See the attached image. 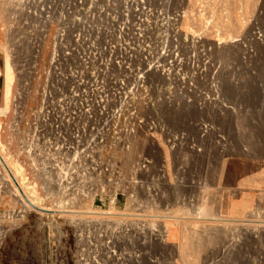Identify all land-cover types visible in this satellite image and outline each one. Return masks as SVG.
I'll use <instances>...</instances> for the list:
<instances>
[{"label": "rangeland", "instance_id": "rangeland-1", "mask_svg": "<svg viewBox=\"0 0 264 264\" xmlns=\"http://www.w3.org/2000/svg\"><path fill=\"white\" fill-rule=\"evenodd\" d=\"M25 1L29 4L32 1L36 4L51 1L45 8L44 26L34 23L26 30V33L32 39V44H34V51L26 55V61L23 62V65L30 71L37 68L34 72L39 73L44 67L48 66L50 58L53 57L54 46L48 39L50 34H61L62 50L68 44L73 47L74 44L81 43L80 38H85L83 32L80 36L78 35L80 31L76 28L68 32H62L67 28L66 25L77 24L78 18L85 17L83 21H87L88 25L95 28L101 26L100 28L104 30L103 35L107 36L108 26L113 25L118 28L121 22H126L127 18H130L134 13L138 16L141 9H144V11L153 9L157 13H162L166 9L163 4L164 0H159L160 2L158 1L155 5L140 0H109V2L108 0H73L70 3L64 2V0ZM175 1L174 13L189 11L183 0ZM200 2L201 5L209 6L211 14L218 18V27L226 31L225 40L237 37L245 47L250 48L255 53L250 71L240 79H234L228 70L222 66L223 61L230 57L220 51L217 45L210 49L211 52L218 55L213 69L206 78L203 80L192 78V70L181 74L202 98L212 97L229 107L234 114L233 120H230L228 114L222 112L217 115L209 113L192 119L191 122L193 124L196 122L198 130L194 129V126L189 123L181 124L179 121L169 123L164 120L167 112L160 110L153 100H156L161 91L166 93L172 91V85L170 83L160 85L155 81H150L146 85H141V93L144 96V104L151 106L154 116L147 114L145 107H138L136 109V122L126 128V133L118 131V128H113V126L108 132H96L89 122L79 121L78 115L81 111L87 112L90 121L94 118V111L90 108L87 98L72 104V113L73 116H76L77 121L59 120L55 123L51 120L47 122L38 121V112H42L44 117L46 114L53 113L52 111L55 110L57 104L64 107V91L59 84H54L53 92H50L51 90L47 91V103L42 105V99L35 95L41 92L43 82L39 81L37 75L27 77L23 82H18L21 74L24 73V69L16 71V84L8 94V97L12 100V107L6 111V118H0L5 122L2 126V140L14 154L17 152V147L22 148L24 151L32 149L31 140L26 141L29 136L38 137L44 144L42 148L45 150L44 152L49 154L47 161L39 159L37 161L32 160V162L23 153L19 155L27 173V181L31 182L32 177L37 180V183L33 186L39 191V193L37 191V196L40 197H36V200L42 206L54 205L60 209H65V207L66 209H75L77 208V202L80 200L79 205L82 207V211H91L92 208L93 210L98 208L99 211L112 213H99L96 215L83 212L85 217L98 216L96 218H99V221H97L98 219H91L96 222L94 223L89 219L85 224L79 226V231L77 230V235L72 240L76 243L70 242L69 247H67L70 252L74 251L71 260L61 262L52 257L47 250L49 249L50 235L48 230H45L42 235L34 231H25L7 235L4 241L5 244L3 243L0 247V264H39V260L44 264H66V262L67 264H264V243L255 241L254 237L236 236V228H234L237 224L245 228L244 225L254 221H264V201H260V203L256 201V194L264 190V51L259 52L255 43V39L264 41V0H200ZM14 9L20 12L22 7L16 5ZM76 15L79 17H76ZM123 16L124 19L121 20ZM120 20L121 22H119ZM143 20L151 23L154 32L159 34L157 26L151 19L149 20V18L143 16ZM177 24L175 20H172V27L178 28L179 24ZM183 28L181 40L192 44L191 38L195 36L194 31L189 25H185ZM4 36L5 31L3 32L0 29L1 49L11 41V39L9 41ZM111 41L112 44L118 42L121 45H126L124 40L120 42L114 37L111 38ZM21 45L22 43L18 45L20 49L22 48ZM89 46L93 53L98 52L99 45L90 43ZM159 46H163L160 41ZM143 47L147 53L154 51L151 44H145ZM149 50L150 52H148ZM62 53L63 62L60 59L55 60L57 71L62 75L65 74L67 69H74L77 71L76 74L79 78L81 69L78 61L71 57L69 50L64 49ZM80 58L87 62V75L89 78L95 80L96 68L91 60L83 53L80 54ZM231 58L234 59L232 60L233 65L237 66L238 59L233 56ZM2 72L0 105L2 104V91L5 85L4 68ZM109 77L113 78L114 76ZM225 80H229L228 83L232 86L229 92H218L216 96L211 95L208 88ZM79 82L80 90L84 91L86 88L85 83L81 79ZM92 88L100 91L101 94L98 95V99H101L102 96H105L106 91H109L115 95L116 101L119 102L117 90L112 87L107 88L103 84V80L98 79ZM176 92L183 94L181 87H177ZM8 100L6 99L5 104L11 102V100ZM128 100L130 105H135L134 95H128ZM179 103L181 104L180 101H175L176 106L180 105ZM41 105L45 106V112L42 111ZM99 107L104 109L103 101L99 102ZM129 112L132 113L134 110L127 108L126 113ZM8 116L14 117V122L18 125H15V128L22 130L25 137H20L21 141L12 136L9 121H7ZM124 119L123 116L120 120V130L125 129ZM240 125L242 128H240ZM147 133L163 147V153L155 145H134L131 141L132 135H145ZM33 134L37 136H33ZM18 136L20 135L18 134ZM168 138L170 139L168 140ZM29 142L30 144H28ZM180 145L181 147H179ZM176 146L178 147V153L171 155L169 153L170 149L174 150ZM199 149L200 152L197 155L196 152ZM83 150L85 154L81 153ZM46 162L49 164H45ZM52 164L53 166H50ZM92 166L93 168L96 166V168L93 169ZM64 167L66 168L64 169ZM145 167L149 170L147 177L135 175L136 168ZM81 171L85 173H81ZM54 172L59 173V179L53 177V180L47 182L42 178L44 175H48L50 178L54 176ZM74 172L79 175L78 183L80 184L76 186L78 188H68L65 191L64 188L63 192L57 191V188L54 187L55 182L62 181V175L65 176ZM88 179L89 184H87ZM80 185L92 188L94 193L90 197L91 199L84 196L80 199ZM107 197L112 200L116 198L114 201H119L120 205L124 204V210L106 207ZM132 200L136 201L137 207L131 205ZM246 204L249 205L247 211L244 208ZM98 205L99 207H97ZM17 211L18 209L0 208V226L2 227L0 230L8 227L17 218L14 214ZM118 213L124 214L118 216ZM174 217L186 221V224L177 225L175 229L169 225L158 227L157 229L161 232V235L165 234L164 238L153 237L148 239L139 235L135 230L128 231L129 227L125 226L127 224L125 220L133 218H161L164 220ZM213 218L226 222L230 227L233 235L228 240H223V236L220 234L213 238L204 239L198 233L197 228H190L188 225L195 221L210 223L211 220H214ZM114 219L118 220L115 221ZM56 235L52 233L53 240L57 238ZM192 235L195 236L193 241L190 240ZM170 236H174L176 239L173 245L169 243ZM97 245L98 247H96ZM60 258L62 259V257ZM96 259L98 260L96 261Z\"/></svg>", "mask_w": 264, "mask_h": 264}, {"label": "bare ground", "instance_id": "bare-ground-1", "mask_svg": "<svg viewBox=\"0 0 264 264\" xmlns=\"http://www.w3.org/2000/svg\"><path fill=\"white\" fill-rule=\"evenodd\" d=\"M71 1H73V0H64V2H67V3L68 2L70 3ZM140 1L155 5L159 0H140ZM50 2L46 1V2H42V3L39 2L36 4L34 1H32V3L29 4L25 0H0V29H2L3 32L5 31L4 37L7 40L10 41V39H11V41L8 43L7 46L3 47L2 49L0 48L2 53H3V68H4V79H5V85H4L3 91H2V104L0 105V118L1 117L6 118V116H7V115H5L6 111L10 110L12 107V100L8 97V94L13 90V87L16 84V81H15L16 74L15 73L18 70L24 69V73L21 74L18 82H23L24 80H26L27 77H31L32 75H37L39 78V81L43 82V88H42L41 92L37 93V95H35V96L36 97L38 96L42 99L41 100L42 105L47 103V100H46L47 95H48L47 91L51 90L50 92H53V90H54L53 85L54 84H56V83L59 84L60 87L64 91V95H65L64 96V107L57 104L55 107V110L52 111L53 113H51L49 115L46 114L45 119H44L45 116L43 117L42 112H38L37 113V120L38 121L47 122L48 120H51L54 123L59 122V120L60 121H77L76 116H73V113H72V108H73L72 104L77 103L79 100H81L83 98H87L88 103L90 105V108L94 111V118L92 121H90L87 112L81 111L78 115L79 121L83 120V122L84 121L89 122L92 125V129L95 130L96 132H98V131L108 132L112 128V126H113V128H118V131H124L125 132L127 127H130V126L135 124L136 114H137L136 109L138 107H145L147 114L154 116V112H153L151 106H149L148 104H144V96L141 93V85L142 84L146 85V83H148L150 81H155L160 85H163L166 83H170V85H172V88H173L172 91H170L168 93L161 91L157 95L156 100H153V102L155 101V105L160 110H164L167 112V114L164 117V120L169 122V123H172L175 121H179L181 124L189 123L190 125H193L194 129H195L197 127V125L195 124L196 122L194 124H193V122H191L192 119L194 120L195 118H197L199 116L207 115L209 113L217 115V114H220L222 112L225 114H228L230 120H233L234 114L229 107L223 105L222 103L218 102L216 99H214L212 97L202 98L200 95H198V93L195 92L193 87L186 81V79L184 78L183 75L181 76V74H183L184 72H188V71L192 70V72H191L192 78L198 79V80H200V79L203 80L204 78H206L208 73L213 69L214 63L216 61V57L218 55L217 53L211 52L210 49H211V47H214L217 45V47L220 51H222L223 53L227 54L230 57V58L223 61L222 66L226 70H228V72L231 74V76L234 79H240V77L245 76L246 73L250 71V67H251V65L255 59V53L250 48L245 47L243 45L242 41L237 37H233V38H230L229 40H225L224 36L226 34V31L224 29H221L218 27V25H217L218 18L213 16V14H211V10H210L209 6L201 5L200 0H183V2L186 4L187 8L189 9V11L186 10V11H188L186 13H179V12L174 13L173 8H174V5L176 4V1L175 0H164L163 4L166 6V9L164 12L157 13L153 9L146 10V11H144V9H141V12L139 13L138 16L134 13L130 18H127V21L125 20L126 22H121V20L124 19V16H123V17H121V20L119 21L121 23H120V26L118 28H115L113 25L108 26V28H107L108 35L107 36L103 35L104 30L100 28L101 26L95 28L92 25H88L87 21H83V19H85V17H83L82 19L78 18L77 24L74 23V24H69L68 26L66 25L67 28L64 29V31L62 30L63 33L65 31L68 32L69 30L76 28V29H78V31H80V33L78 34L79 36L81 35V32H83L85 35L84 39L80 38L81 43L78 42L79 44H77V45L74 44L73 47H71L68 44V46L66 48H63V50L64 49L69 50L71 52L70 54L72 55L71 57L78 61V65L80 66V69H81V71H80L81 76L79 78H78V75L76 74L77 71L74 69H67L66 72H65V70H63L65 72V74H62V75L60 74L59 71H57V68H56L57 65L55 66V60L60 59V60H62V62L64 60L62 57L63 56V53H62L63 50L61 47L62 45H61V39H60L61 34L60 33H57V34L55 33V35L50 34L48 36L49 42L52 43L54 46V50H53V57L50 58V61H49L48 66L46 68L44 67L39 73V72H34L37 68H33V70L30 71V69L24 67V65H23V62L26 61V55L29 54L30 52L34 51L33 50L34 44H32V39L26 33V30L28 29V27L34 25V23H38L41 26H44V22H45L44 12H45V8L48 6V4ZM108 2H109V0H108ZM126 3H127V1H126ZM16 5H20L22 7V10L20 12H17L18 10L14 9V7ZM92 5H93V3H92ZM101 7H103V6H101ZM212 7H214V6H212ZM96 11H97V9H96ZM11 12H13V13H11ZM126 12H124V13H126ZM67 14H69V13H67ZM77 16L78 15H76V17ZM143 16H145L146 18H149V20L151 19V21L157 26L159 34H156L157 32L156 33L154 32V30L151 26V23H147L143 20ZM86 18H87V16H86ZM172 20H175L179 24L178 28L172 27ZM185 25H189L195 33V36L193 38H191L192 44H188V43L183 42L181 40V36L183 33V29H184L183 27ZM15 34L17 35V38H16ZM113 37L116 38L118 41L120 40V42L124 40L126 42V45L125 46L121 45V43L119 44L118 42L116 44L115 43L112 44L111 38H113ZM12 39H13V41H12ZM159 41L162 43V45H163L162 47L159 46ZM20 43H22L21 49L18 46ZM90 43H92V44L96 43L97 45H99L98 52L95 51L96 53L95 52L93 53L90 50V46H89ZM255 43H256V46L258 48V51L263 52L264 51V41H262L261 39H255ZM145 44H151L154 48V51L151 53H147L145 48L143 47ZM148 52H150V50ZM81 53L86 54L87 58H89V60H91V63L96 68L95 69V72H96V77H95L96 79L95 80H92L87 75L88 65H87V62H84L83 60H81V58H80ZM232 56L236 57L238 59L237 66L233 65L232 60H234V59L231 58ZM109 76H114V77L110 78ZM80 79L86 85V88L84 91L80 90V82H79ZM98 79L103 80V84L107 88L112 87V88H115L117 90L119 102L116 101L115 95H113V93L109 92V91H106L105 96H102L103 98L100 96L101 99H98L99 98L98 95L101 94L100 91L92 88V86L96 84ZM228 82H229V80H225L224 82H220L218 84L216 83L215 86L209 87L208 90H209L210 94L213 96H216V94L218 92H223V93L229 92V89L232 86H230V84ZM177 87H181L183 94L176 92ZM130 94L135 96L136 101H134V102H136V103L134 106L130 105V103H129L128 95H130ZM6 99H9L8 101L11 100V102H8V104H5ZM176 100H178V102L180 101L181 104L179 103L180 105L176 106L175 105ZM100 101L104 102V109H101L99 107ZM42 105H41L42 111L45 112V106H42ZM127 108L128 109L132 108V110H134V112L126 113ZM123 116L125 117V119H124L125 129L120 130L119 129L120 120ZM2 120H0V208H5V209L9 208L11 210L12 209L13 210L18 209V211L16 213H14L17 218H15L14 221L12 223H10L8 227H4L3 230H0V247L3 245V243L5 244V242H4L6 240L5 238L7 237V235L9 233L18 234L20 232H25V231H30V232L34 231V232H37L38 234L42 235L45 232V230H48L50 232V235H49V242H48L49 243V245H48L49 249H47V250L52 255V257L54 259L60 260L61 262L65 261V260L73 259L72 254H74V251L70 252L68 250L69 248H67V247H69V243L72 242L73 238L77 235L76 232L79 231L78 230L79 226H82L83 224H85L89 219L90 220L91 219H98L97 221H99V218H96L98 216L93 215L94 216L93 218L92 217H85L83 215V212L84 213L85 212L92 213V214H96V215L99 213L100 214H108V213H112V212L99 211L98 208H96V210H93V208H92L91 211H82L81 210L82 207L79 205L80 200L78 202L76 201L77 202V208H75V209H71V208L66 209V207H65V209H60V208L55 207L54 205L42 206L36 200L40 196L39 197L37 196L38 190H36L35 187L33 186V184L37 183V180L35 179V177H32L31 182L27 181V177H26L27 173L24 170V165H23L22 161L20 160L19 155L21 153H23L25 156H28L31 161L32 160L37 161L39 159L47 161L49 154H47L48 152L47 153L44 152L45 150H43V148H42V146H44V144L40 141V139L38 137L33 138L32 136L31 137L29 136L26 139V141L31 140V143H32V145H31L32 149L31 150L24 151L22 148L17 147V149H16L17 152H15V154L12 153L9 149V146L7 144H5L2 140V137H3L2 126H3V123H5ZM7 121H9V127L12 131V136L14 138L20 140V137H22L24 135H23V132L20 128H18V129L15 128V125H17V124H16V122H14V117L8 116ZM35 128H37V127H35ZM240 128H242L241 125H240ZM207 133H208V131H207ZM18 134L20 136H18ZM33 136H37V135L33 134ZM118 137H119V135H118ZM169 139L170 138H168V140ZM131 141H133L134 145H141V144H143V145L144 144L155 145L157 148H159L161 153L164 152L163 147L158 142H156V140L148 133L145 135L134 134L131 137ZM22 142H23V140H22ZM167 143H168V141H167ZM28 144H30V142ZM179 147H181V145ZM110 148H111V145H110ZM46 150H47V148H46ZM63 152H62V155H63ZM199 152H200V149L197 150V152H196L197 155ZM49 153L51 154L52 152H49ZM81 153L85 154V151L83 150V151H81ZM169 153L171 155H176L178 153V147L176 146L174 148V150L171 148ZM77 156H79V155H77ZM83 157H84V155H83ZM75 159H76V157H75ZM111 159H113V158H111ZM62 161H64V160H62ZM78 161H80V160H78ZM45 164H49V163L46 162ZM143 164H144V162H143ZM88 165H89V163H88ZM50 166H53V164ZM78 166H80V165H78ZM71 167H72V165H71ZM65 168L66 167H64V169ZM67 168H69V167H67ZM92 168H93V166H92ZM94 168H96V166ZM46 169H45V171H46ZM35 170H36V167H35ZM48 170L50 171V169H48ZM36 172H37V170H36ZM82 172L83 171H81V173ZM89 172H90V170H89ZM134 172H135V175H138L140 177H147L149 175V170L146 167L145 168H136ZM54 173H52V174H54V176H52L50 178L48 177V175H44V176H42V178L47 182H50L51 180H53V177L55 179L56 178L59 179V177H60L59 173H56V172H54ZM63 173H65V172H63ZM83 173H85V172H83ZM69 174L65 175V176L62 175L63 180L62 181H56L55 182L56 185L54 183V185H55L54 187L57 188V191H62L64 188H65L64 189V191H65L68 188H73V187H76L80 184V183H78V176L79 175L77 173L74 172L70 175ZM82 178H84V177H82ZM89 179L87 181V184H89L88 183ZM93 179H95V178H93ZM80 186H81V196H79L80 199H82L83 196L85 198L92 197L94 192L92 191V188H90V186L89 187L84 186V185H80ZM76 188H78V187H76ZM54 190H55V188H54ZM69 191H70V189H69ZM38 193H39V191H38ZM124 193H125V191H124ZM135 194H136V192H135ZM39 195H41V194H39ZM256 195H257V199H256L257 203H260V201H264V190L258 192ZM114 200L107 197V206L106 207H109V208L114 207L116 210H124V206H123L124 204L120 205L119 201H114ZM192 204H194V203H192ZM131 205L133 207H137L136 201L132 200ZM152 205H153V203H152ZM211 206H213V205H211ZM97 207H99V205ZM78 208H80V209H78ZM100 208L102 209V207H100ZM244 208L247 211V209H249V205L246 204ZM188 209H190V208L188 207ZM154 211H155V209H154ZM188 211H190V210H188ZM186 212H187V210H186ZM216 212H218V211H216ZM194 213H196V212H194ZM226 213H228V212H226ZM119 214L121 215L124 213H118V216H119ZM248 215H249V213H248ZM86 216H88V215H86ZM176 216H178V215H176ZM11 218H12V216H11ZM11 218H10V221H11ZM2 219H4V218H2ZM117 220L118 219H116L115 221H117ZM228 220H230V219L228 218ZM91 221H94V220H91ZM125 221L127 222V224L125 222V224H126L125 226L129 227V228L127 227L128 231L135 230V231H137V233L139 235H141L143 237H147L148 239H152L153 237L154 238H164L165 237L164 236L165 234L161 235V232H159V230L157 229L158 227L159 228H161L163 226L167 227V225H169L171 227H174L173 229H175L177 225L182 226V225L186 224L185 223L186 221L184 222L183 220L175 218V217L171 218V219H164V220H162L161 218L160 219H157V218L156 219H154V218L153 219L133 218L130 220H125ZM94 223H96V222L94 221ZM188 225L190 228H197L198 233L204 239L213 238V237L217 236L218 234H220L223 236V240H228L233 235V232H231V229L226 224V222H223L219 219L211 220L210 223H203V221L202 222L201 221H195V222L188 224ZM181 226H180V228H182ZM244 226H245V228H243V226L240 224L235 225L234 228H236L235 229L236 236L241 235L244 238H246L247 236H250V237H254L255 241L264 243V221H260V220H258L257 222L254 221V222L249 223L248 225H244ZM98 227H99V225H98ZM105 227H106V225H105ZM1 228L2 227L0 226V229ZM80 229H82V228H80ZM183 229H186V228H183ZM194 231H196V230H194ZM52 233L57 234L56 235L57 238L54 240L52 237ZM101 233H103V232H101ZM105 234H107V233H105ZM194 238H195V236L192 235L190 237V240L193 241ZM239 240H240V238H239ZM129 242H130V240H129ZM142 242H143V240H142ZM175 242H176L175 237L170 236L169 237V243H171L173 245ZM7 243H8V241H7ZM72 243H76V242L73 241ZM4 246H6V245H4ZM73 247H74V245H73ZM96 247H98V245ZM75 248H76V246H75ZM109 248H111V247H109ZM180 248H181V246H180ZM60 257H62V259ZM97 260L98 259H96V261ZM39 264H44V263L39 260ZM66 264H67V262H66Z\"/></svg>", "mask_w": 264, "mask_h": 264}, {"label": "crops", "instance_id": "crops-1", "mask_svg": "<svg viewBox=\"0 0 264 264\" xmlns=\"http://www.w3.org/2000/svg\"><path fill=\"white\" fill-rule=\"evenodd\" d=\"M2 69H3V53H2V51H1V49H0V98H1V77H2Z\"/></svg>", "mask_w": 264, "mask_h": 264}]
</instances>
